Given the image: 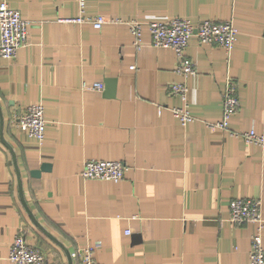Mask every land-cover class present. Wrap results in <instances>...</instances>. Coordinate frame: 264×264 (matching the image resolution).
Returning a JSON list of instances; mask_svg holds the SVG:
<instances>
[{
  "label": "crops",
  "instance_id": "crops-1",
  "mask_svg": "<svg viewBox=\"0 0 264 264\" xmlns=\"http://www.w3.org/2000/svg\"><path fill=\"white\" fill-rule=\"evenodd\" d=\"M6 1L28 34L14 58H0V264L19 229L47 264H79L71 254L85 246L98 264H246L253 226L231 223L228 205L260 200L264 246V151L206 124L221 118L231 77L230 129L264 132V0H84V15L122 22L98 30L69 21L76 0ZM176 17L231 21L232 50L192 36L196 73L178 75L173 51L153 47L146 28ZM131 20L143 24L139 50ZM173 82L188 89L185 125L170 110L182 106ZM31 104L43 106L41 144L15 124ZM86 160L129 169L119 182L86 180Z\"/></svg>",
  "mask_w": 264,
  "mask_h": 264
},
{
  "label": "built area",
  "instance_id": "built-area-1",
  "mask_svg": "<svg viewBox=\"0 0 264 264\" xmlns=\"http://www.w3.org/2000/svg\"><path fill=\"white\" fill-rule=\"evenodd\" d=\"M76 1L79 12L75 18L69 20L70 22L89 23L96 30L108 22L122 23L119 19L106 21L99 15L86 16L84 15V0ZM125 24L133 38L134 48L139 50L143 24L135 20L127 21ZM146 28L153 47L173 51L176 57L174 71L184 78L196 73L193 61L185 53L188 41L192 36H195L202 45L217 46L229 53L235 44L237 32L231 21L201 20L193 24L180 17L147 22ZM27 34L28 22L21 17L19 10L10 7L6 0H0V58L8 60L14 58L17 50L27 43ZM130 69L135 68L131 66ZM93 88L102 90L103 86L97 83L93 85ZM167 91L168 94L177 97L182 102L181 107L170 109L172 115L182 125L192 121L193 116L187 107V86L182 82H173L169 84ZM238 104L236 84L231 77H226L221 92V118L214 123H207V127L210 130L224 131L228 135L264 151V132L256 133L254 129L237 132L230 129V122L238 109ZM15 118V124L21 132L33 137L38 144L43 142L47 122L41 104L28 105ZM128 169V165L123 161L86 160L82 165L80 176L86 180L119 182L124 178ZM228 209L231 223L235 225L252 224L253 226L249 237L250 248L246 264H264L260 200L257 198H233L229 202ZM71 257L76 259L79 264H98L93 258V250L90 246L76 250L71 254ZM7 260L9 264H47L43 253L26 242L20 229L9 246Z\"/></svg>",
  "mask_w": 264,
  "mask_h": 264
},
{
  "label": "water",
  "instance_id": "water-1",
  "mask_svg": "<svg viewBox=\"0 0 264 264\" xmlns=\"http://www.w3.org/2000/svg\"><path fill=\"white\" fill-rule=\"evenodd\" d=\"M109 84H111V81H110ZM112 92H113V87H112L111 93H112ZM111 93H110V95H111ZM48 169H49V165H47V164H43V165L41 166L40 170H34L33 172H31V175H32V176H35V177H38L39 174H40V171L48 170Z\"/></svg>",
  "mask_w": 264,
  "mask_h": 264
}]
</instances>
